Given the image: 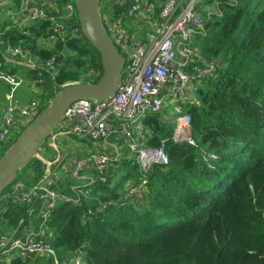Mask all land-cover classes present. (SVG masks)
Listing matches in <instances>:
<instances>
[{"label": "trees", "instance_id": "obj_1", "mask_svg": "<svg viewBox=\"0 0 264 264\" xmlns=\"http://www.w3.org/2000/svg\"><path fill=\"white\" fill-rule=\"evenodd\" d=\"M7 1L0 11H19L22 0ZM203 1L202 9L217 2L221 16L204 20L206 33L194 40L201 57L216 62V68L177 113L189 116L194 143L175 141L173 124L160 112L143 118L149 130L145 145L165 139L167 163L142 173L123 146L121 162L110 165L107 179L93 187L107 204L104 210L89 215L87 204L57 203L47 228L60 258L82 250V264H264V0ZM63 24L64 36L52 31L49 20L24 29L0 20V53L19 45L43 66L55 56L52 69L28 72L40 80V109L61 88L88 82L84 75L90 68L99 71L94 82L102 73L99 52L82 35L78 19ZM74 27L78 34L70 31ZM50 37L52 48L39 45V39ZM43 170L33 158L11 186L33 185ZM140 179L146 181L144 199L135 203L125 186ZM10 187L0 197V220L15 227L28 215L25 206L5 203L2 196ZM0 264L54 263L46 256H12Z\"/></svg>", "mask_w": 264, "mask_h": 264}, {"label": "built area", "instance_id": "obj_2", "mask_svg": "<svg viewBox=\"0 0 264 264\" xmlns=\"http://www.w3.org/2000/svg\"><path fill=\"white\" fill-rule=\"evenodd\" d=\"M27 2L31 4L27 5ZM59 2L65 10L64 15L59 4L23 0L15 22L24 29L31 22L49 20L52 31L64 36L63 20L76 16L75 0ZM183 3L184 0H112L110 8L113 11L100 13L107 35L125 57L119 86L106 98L78 99L71 103L47 138V146L43 145L36 156L44 166L42 175L30 186L13 184L2 196L6 204L25 206L29 219L21 217L6 234L2 233L0 223V262L8 261L17 251L23 259L46 256L51 257L54 264H82V250L60 258L52 247L47 228L52 208L61 202L74 206L87 204L89 215L104 210L106 202L89 187L104 182L110 165L121 162L123 144L129 147L142 173L152 164L167 163L165 139H160L158 146L143 147L144 135L140 132L136 134L134 128L143 117L166 108L172 99L181 103L191 102L189 89L207 79L216 68V62H206L201 57L195 49L194 40L205 35L204 20L213 14L221 16L218 3L204 9L199 7V0ZM156 6L159 7L157 12ZM21 14L24 16L21 17ZM70 31L73 34L79 32L77 27ZM2 35L0 30V43H3ZM5 51L11 57L28 54L19 45H7ZM27 59L31 67H37ZM54 63L55 56L52 55L40 68L50 70ZM98 75L99 71L91 68L84 77L89 79L88 82H94ZM0 81L9 87L4 104L0 106L2 143L12 141L14 132L21 131L37 116L42 103L39 99L27 102L16 100V89L23 79L6 71L2 60ZM186 94L187 101L183 100ZM173 123L172 137L175 141L194 143L187 114L176 116ZM67 135L76 139L88 138L99 143L100 149H80L74 155L66 149L64 153L60 146L65 143ZM49 150L51 153L46 154L45 151ZM145 182V179H140L139 182L126 184L127 194L135 203H142L144 199Z\"/></svg>", "mask_w": 264, "mask_h": 264}, {"label": "water", "instance_id": "obj_3", "mask_svg": "<svg viewBox=\"0 0 264 264\" xmlns=\"http://www.w3.org/2000/svg\"><path fill=\"white\" fill-rule=\"evenodd\" d=\"M82 35L99 52L102 73L96 82L61 88L0 156V197L10 187L16 172L36 158L64 110L78 99H102L115 92L125 57L107 35L100 15V0H75Z\"/></svg>", "mask_w": 264, "mask_h": 264}, {"label": "crops", "instance_id": "obj_4", "mask_svg": "<svg viewBox=\"0 0 264 264\" xmlns=\"http://www.w3.org/2000/svg\"><path fill=\"white\" fill-rule=\"evenodd\" d=\"M23 1V0H22ZM42 1H44V2H47V3H53V4H59V8H60V12H61V14L62 15H64L65 14V10H64V8H63V6L60 4V2L58 1V0H33V2H35V3H37V2H42ZM186 1H188V0H184V3L186 2ZM28 3V2H27ZM183 3V4H184ZM203 3H204V1L203 0H199V7L201 8V7H203L202 5H203ZM5 5V4H8V1L7 0H3V1H1L0 2V5ZM29 4H31V2L30 3H28L27 5H29ZM100 4H102L103 6H102V8H101V11H113L111 8H110V6L112 5V0H101L100 1ZM0 12H4L5 13V15H7L5 18L6 19H8V21L10 22V20L12 19V16L11 15H15V18H14V20L13 21H11L13 24H15V25H18L17 24V22H15V19H16V17L18 16V15H20L19 14V12L18 11H15V12H13V11H11V10H6L5 11V9L4 10H1ZM1 15V14H0ZM22 15V14H21ZM24 15H22L21 17H23ZM67 20H70V22L71 23H76L77 22V19H76V16H72V18H70V19H67ZM69 23V22H68ZM124 25L125 26H128L129 27V25L127 24V23H125L124 22ZM19 26V25H18ZM50 39H54L53 37H50ZM2 56V58L3 59H6L7 60V64H5V70L6 71H8V72H11V73H16V74H18V72L16 71V69H21L22 68V71H26V72H29V71H32L33 69H34V67H31L30 65H29V63L27 62L28 61V59H27V57L31 60V63H35V65L37 66V68H39L40 66H42L41 64H39V62L37 61V59L36 58H33V57H31L30 55H29V53L25 56V57H11L10 55H8L7 53H6V51H5V47H4V49H2L1 50V53H0ZM3 59H0V60H3ZM28 66V67H27ZM19 75V74H18ZM22 79H23V82L21 83V85L22 84H25V86H26V89H27V91L30 93V95L32 96V97H30L28 100H26V101H29V100H31L32 98H33V96H35L36 95V93H40V88H39V86H37V82H39L40 80H35V79H31L30 77H28V78H25V77H23V76H21V75H19ZM2 83H4L3 81H0V85L2 84ZM6 84V83H5ZM20 85V86H21ZM7 86V85H6ZM1 87V86H0ZM7 89V88H6ZM189 89V88H188ZM190 90V95L192 96V98H191V100L192 99H194L195 98V85L192 87V89H189ZM189 90H188V95H189ZM191 91H193L194 93L193 94H191ZM5 91L3 92V99L1 100L3 103H1L0 104V106L1 105H3L4 104V97H5ZM188 95L186 94L185 95V97H184V99L183 100H185V101H187V99H188ZM15 98H16V100L17 101H19V102H26V101H24L22 98H18L17 97V94L15 95ZM180 104H182L181 103V101L180 100H174V99H172V100H170L169 102H168V104H167V107L165 108L166 110L165 111H172V112H176V113H179L180 111H181V105ZM182 115V114H181ZM143 118H145V117H143ZM142 120L143 119H141V121L139 122V124L136 126V128H134L135 130L134 131H136V134L137 133H143V135H144V142H143V144L144 145H142L143 147L144 146H146L145 145V142H146V135L149 133V130L148 129H144V125H142ZM173 128H174V126H175V124L173 123ZM173 132H174V130H173ZM67 137V138H66ZM65 137V139H68L69 137H70V139H72L74 142H73V144L72 143H70V142H66L65 141V143H63V144H61V146H62V148H60V149H67V151L71 154V155H74V154H78L79 152H80V149H92L91 148V146L89 145V143H87V141L85 140V139H76V137H74V136H70V135H67ZM87 139V138H86ZM94 144H96L97 145V147H95L96 149H100V147H99V143H95L94 141H92ZM123 146H127V145H124L123 144ZM72 147H74V149H72ZM128 147V146H127ZM148 147V146H147ZM71 149H72V151H71ZM128 151H129V154L131 155V152H130V150H129V147H128V149H127ZM62 152H64V150H62ZM45 153L46 154H48V153H51V151L49 150V151H45ZM65 153V152H64ZM122 153H123V147H122ZM27 219H29V217L27 216ZM0 223H1V231H2V233H10L11 232V230L13 229V227L11 228V226H7V224L3 221V220H0Z\"/></svg>", "mask_w": 264, "mask_h": 264}, {"label": "rangeland", "instance_id": "obj_5", "mask_svg": "<svg viewBox=\"0 0 264 264\" xmlns=\"http://www.w3.org/2000/svg\"><path fill=\"white\" fill-rule=\"evenodd\" d=\"M232 1H237V0H232ZM100 13H103L102 11H100ZM0 20L2 21V20H4L5 19V17L7 16V15H5V13L4 12H0ZM76 14V16H77V12L75 13ZM12 16V19L10 20V21H13L14 20V18H15V15H11ZM7 18V17H6ZM54 40L55 39H50V38H47V39H39L38 40V43H39V45H41V46H44V47H47V48H52L53 47V45H54ZM2 62L3 63H5V64H7V60L6 59H3L2 60ZM5 64H4V69H6L5 68ZM28 67V66H27ZM91 69V68H90ZM89 69V70H90ZM16 71L18 72V74L19 75H21V76H23V77H25V78H28L29 77V73L28 72H26V71H22V68L21 69H16ZM32 72H34V71H31V73ZM1 87H0V104L1 103H3L1 100L3 99V92L5 91H7V86H6V84L5 83H2L1 85H0ZM7 88V89H6ZM194 92L193 91H191V94H193ZM16 94H17V97L18 98H22L24 101H26V100H28L30 97H32L31 95H30V93L27 91V89H26V86H25V84H22L21 86H19L17 89H16ZM33 100L34 99H39L40 101L42 100V97H41V95H35V96H33V98H32ZM50 100V99H49ZM48 100V101H49ZM43 101V100H42ZM27 102V101H26ZM48 103V102H47ZM166 109L163 107L161 110H160V113H161V116H162V119H164L166 122H169V123H172L173 124V122H174V120L176 119V116H177V113L176 112H170V111H165ZM22 131V130H21ZM21 131H18V132H14V134H13V140L11 141H7V142H2V143H0V156L3 154V152H5V150L12 144V142L15 140V138L20 134V132ZM183 134V133H182ZM67 138V137H66ZM86 141H87V143H89V145L91 146V148L92 149H96L95 147H97V145L96 144H94L93 142H92V140H90V139H85ZM65 141L66 142H70V143H72L73 144V140L72 139H70V137L68 138V139H65ZM124 145H126V144H124ZM60 148H62V146H60ZM72 149H74V147H72ZM72 149H71V151H72ZM64 152H66V149H64ZM53 154H55V153H53ZM123 173V170H121L120 172H119V176L117 177V179H119V177L121 176V174ZM131 180L133 179V178H130ZM131 180H129V181H131ZM128 181V182H129ZM146 184V183H145ZM127 186V185H126ZM125 186V187H126ZM129 186H131V185H129ZM134 187V186H133ZM132 187V188H133ZM89 189H91L92 190V192H95L94 191V189H93V187H89ZM99 194V193H98ZM12 256H18V252L17 251H14L13 253H12Z\"/></svg>", "mask_w": 264, "mask_h": 264}]
</instances>
